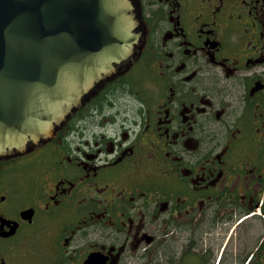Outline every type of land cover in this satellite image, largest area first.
I'll use <instances>...</instances> for the list:
<instances>
[{"label": "flooded vegetation", "instance_id": "af4514ba", "mask_svg": "<svg viewBox=\"0 0 264 264\" xmlns=\"http://www.w3.org/2000/svg\"><path fill=\"white\" fill-rule=\"evenodd\" d=\"M133 7L129 55L0 160V264H264V0Z\"/></svg>", "mask_w": 264, "mask_h": 264}, {"label": "water", "instance_id": "95a60500", "mask_svg": "<svg viewBox=\"0 0 264 264\" xmlns=\"http://www.w3.org/2000/svg\"><path fill=\"white\" fill-rule=\"evenodd\" d=\"M133 0H0V160L50 140L136 37Z\"/></svg>", "mask_w": 264, "mask_h": 264}, {"label": "rangeland", "instance_id": "374dc122", "mask_svg": "<svg viewBox=\"0 0 264 264\" xmlns=\"http://www.w3.org/2000/svg\"><path fill=\"white\" fill-rule=\"evenodd\" d=\"M255 246V245H254ZM179 252V250L177 249V253ZM179 256V255H178ZM178 256H174L172 255V259L170 262L168 259H166L164 256H161L158 261L155 263V264H166V263H169V264H175L177 261H178ZM148 264V263H146ZM153 264V263H151ZM177 264V263H176Z\"/></svg>", "mask_w": 264, "mask_h": 264}]
</instances>
